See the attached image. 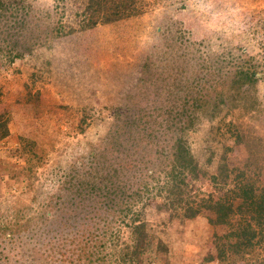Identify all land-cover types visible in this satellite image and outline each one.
I'll return each instance as SVG.
<instances>
[{"label":"trees","instance_id":"1","mask_svg":"<svg viewBox=\"0 0 264 264\" xmlns=\"http://www.w3.org/2000/svg\"><path fill=\"white\" fill-rule=\"evenodd\" d=\"M52 2L54 14H41L31 0H0V52L4 60L0 71L24 53H31L42 38L79 34L99 24L128 19L143 13L147 3ZM212 2L214 7L229 11L241 5L242 9L227 19L249 14L253 21L242 37L264 50V6L256 8L258 0ZM196 45L188 44L193 49ZM231 49L201 56L200 72L189 79L195 78V83L185 80L186 85L179 88L170 84L172 96L162 121L168 134L166 146L161 149L157 142L149 144L157 157L150 158L146 146L136 147L137 140L150 133L136 131L137 125L129 118L112 122V132L95 151L66 166L54 163L52 170L47 168L49 153L41 155L34 140L19 136L14 153L24 160L34 157L35 162L8 171L16 188L8 194L10 199L0 202V264H168L165 226L174 219L182 223L203 212L208 223L222 228L212 235L214 256L209 260L264 264V185L259 174L230 166L229 147L208 151L201 161L190 147L200 120L211 124L222 116L224 120L230 107L241 106L245 112L254 107L246 97L251 95L255 101V87L264 74L258 72L254 56L245 47ZM236 98L240 104L232 103ZM118 112L113 109L104 116L116 119ZM86 118L83 110L77 123L79 131L84 130ZM224 124L230 125V119ZM129 128L132 136L123 139L120 131ZM7 134L6 119L0 114V139ZM122 148L128 157L136 154L135 163L132 159L119 162ZM103 150H109L107 160ZM47 174L53 176L48 178L52 186L44 189L40 179ZM199 179L208 182L205 196L196 184Z\"/></svg>","mask_w":264,"mask_h":264},{"label":"rangeland","instance_id":"2","mask_svg":"<svg viewBox=\"0 0 264 264\" xmlns=\"http://www.w3.org/2000/svg\"><path fill=\"white\" fill-rule=\"evenodd\" d=\"M145 1V11L131 18L99 24L79 34L42 38L31 53H24L0 71V114L8 127V134L0 139V202L10 199L8 194L16 188L9 169L35 162L34 157L24 160L14 153L19 136L34 140L41 155L49 153L47 168L52 170L54 163L66 166L95 151L112 132V122L129 118L137 125L136 131L150 133L137 140L136 147L146 146L149 157H157L149 144L166 146L168 134L162 121L172 96L170 84L179 88L191 80L195 83V78L189 79L200 72L201 56L245 47L254 56L258 72L264 74L263 48L242 37L253 21L249 14L234 16L235 20L226 17L241 10V5L229 11L214 7L213 0ZM31 3L41 14H54L52 0ZM255 6H264V0ZM190 42L196 43V48H189ZM3 61L0 52V64ZM254 97L255 101L251 95L246 97L254 105L248 112L234 106L224 114V120L223 116L211 124L200 120L190 147L199 161L207 158L208 151L229 147L230 166L256 171L264 185V78L256 84ZM237 98L232 103L240 104ZM113 109L119 111L118 117L106 120L104 114L110 115ZM83 110L87 123L79 131ZM229 119L231 124L225 125ZM131 129L120 131V136L130 139ZM108 151L103 150L105 160ZM132 154L128 157L120 149L119 162L128 159L135 163L136 154ZM50 174L40 179L44 189L52 186ZM207 183L205 179L196 182L203 196L209 191ZM164 230L170 250L168 264H220L208 258L214 256L212 235L222 228L208 223L206 213L182 223L174 219Z\"/></svg>","mask_w":264,"mask_h":264}]
</instances>
